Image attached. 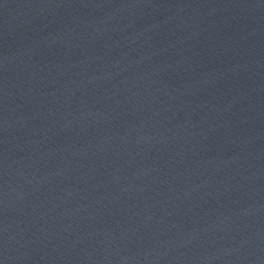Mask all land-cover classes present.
<instances>
[{
  "label": "water",
  "instance_id": "1",
  "mask_svg": "<svg viewBox=\"0 0 264 264\" xmlns=\"http://www.w3.org/2000/svg\"><path fill=\"white\" fill-rule=\"evenodd\" d=\"M0 264H264V0H0Z\"/></svg>",
  "mask_w": 264,
  "mask_h": 264
}]
</instances>
